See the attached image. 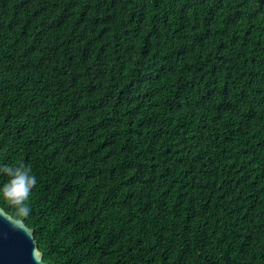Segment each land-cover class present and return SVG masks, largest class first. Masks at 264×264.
Returning a JSON list of instances; mask_svg holds the SVG:
<instances>
[{
  "label": "trees",
  "instance_id": "trees-1",
  "mask_svg": "<svg viewBox=\"0 0 264 264\" xmlns=\"http://www.w3.org/2000/svg\"><path fill=\"white\" fill-rule=\"evenodd\" d=\"M0 207L47 264H264V0H0Z\"/></svg>",
  "mask_w": 264,
  "mask_h": 264
},
{
  "label": "water",
  "instance_id": "water-1",
  "mask_svg": "<svg viewBox=\"0 0 264 264\" xmlns=\"http://www.w3.org/2000/svg\"><path fill=\"white\" fill-rule=\"evenodd\" d=\"M0 264H47L31 229L0 207Z\"/></svg>",
  "mask_w": 264,
  "mask_h": 264
}]
</instances>
